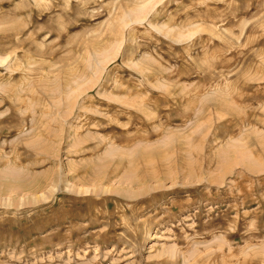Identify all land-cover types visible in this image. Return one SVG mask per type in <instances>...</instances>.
Instances as JSON below:
<instances>
[{
	"label": "rangeland",
	"instance_id": "374dc122",
	"mask_svg": "<svg viewBox=\"0 0 264 264\" xmlns=\"http://www.w3.org/2000/svg\"><path fill=\"white\" fill-rule=\"evenodd\" d=\"M0 264H264V0H0Z\"/></svg>",
	"mask_w": 264,
	"mask_h": 264
},
{
	"label": "bare ground",
	"instance_id": "6f19581e",
	"mask_svg": "<svg viewBox=\"0 0 264 264\" xmlns=\"http://www.w3.org/2000/svg\"><path fill=\"white\" fill-rule=\"evenodd\" d=\"M126 192V191H125Z\"/></svg>",
	"mask_w": 264,
	"mask_h": 264
}]
</instances>
